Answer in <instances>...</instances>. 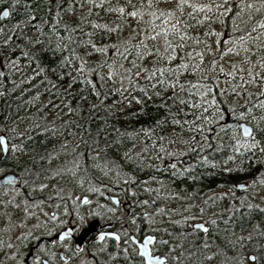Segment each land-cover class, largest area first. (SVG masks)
<instances>
[{
	"label": "trees",
	"instance_id": "obj_1",
	"mask_svg": "<svg viewBox=\"0 0 264 264\" xmlns=\"http://www.w3.org/2000/svg\"><path fill=\"white\" fill-rule=\"evenodd\" d=\"M194 2L213 11L194 20L187 16L191 9H184L189 26L181 27L191 39L169 33L177 48L169 62L161 59L172 51L165 52L162 35L143 44L134 40L137 29L145 30L143 38L159 30L148 23L147 0H104L102 8L91 11L85 0H0V12L9 10L8 18L0 19V135L8 145L5 156L0 149V176L20 178L17 189L7 188L3 195V188L0 194V264L12 249L28 264L25 254L41 235L24 212L46 196L31 192L55 176L60 178L55 201L66 199L72 188L81 190L74 179L99 184L108 177L132 189L158 179L190 203L216 199L218 210L206 233L182 231V264H210L211 257L218 264H245L250 256L264 264V202H248L253 184L264 183V28L257 27L264 24V0ZM218 3L225 4L227 14L214 7ZM175 4L154 0L153 7L175 10ZM133 6L142 17L127 16ZM115 7H125V14L106 11ZM203 16L208 18L197 24ZM93 23L117 30L92 28ZM153 23L163 28L169 22ZM65 25L75 31L66 32ZM145 46L160 55H144ZM228 48L252 76L236 72L242 67L213 70L212 60L220 61ZM81 61L84 74L76 71ZM181 62L188 67L179 69ZM140 68L144 71L137 76ZM161 68L173 71L162 75ZM151 72L155 76L148 79ZM251 83L262 91L250 89ZM241 122L253 129L249 139L240 136ZM252 141L259 147L251 148ZM239 183L247 185L243 192L235 189Z\"/></svg>",
	"mask_w": 264,
	"mask_h": 264
},
{
	"label": "rangeland",
	"instance_id": "obj_2",
	"mask_svg": "<svg viewBox=\"0 0 264 264\" xmlns=\"http://www.w3.org/2000/svg\"><path fill=\"white\" fill-rule=\"evenodd\" d=\"M144 31L137 29L134 40L141 41L143 39L141 34H144ZM222 66L228 71L239 67L242 69L236 70V72L249 71L243 65V59H240L229 48L226 55L222 56L221 60L213 66V70H219ZM249 88L258 92L262 91L257 83H251ZM204 98L207 100L206 94ZM59 179L57 176L51 177L43 183L41 188L33 190L31 195L46 196L43 197L44 200H40V204L36 201L34 205L28 204L27 211L24 212L27 221L31 219L30 223L35 225V231L40 233L41 238L50 237L77 224L85 228V225L91 221H97L99 226L114 224L124 233L128 231L138 234L142 232L154 233L159 239V246L156 247V250H160L159 252L170 258L172 264H182L185 261L182 253L184 252L182 249L184 233L182 231L185 229L192 231L191 227L197 222L207 225L208 219L212 218L218 210L214 204L216 199L190 203L191 200L187 195L176 192L168 184L158 179L136 185L134 189L131 188V185H123L125 181L121 182L118 187L113 177L100 178L99 184H92L85 179H74L73 186L79 187L81 190L75 191L72 188V192L66 199L55 201V185ZM3 193V195H7L9 191ZM251 193L253 198L248 202L263 203L264 183L253 184ZM113 197L118 198L119 204H121L120 208H116L111 201ZM83 198H86V202L81 203ZM34 219L35 222H33ZM36 247L25 254L24 258L28 259V264H38L40 253H44L46 250L43 247L40 252ZM60 249L66 250V248ZM116 257L114 251H106L100 244L92 240V242L86 243L81 252L78 255L75 254L68 264H123L117 261ZM211 258L214 262L210 264L219 263L216 257ZM2 263L25 264L23 257L17 255L13 249L2 258ZM245 264L256 263L250 261Z\"/></svg>",
	"mask_w": 264,
	"mask_h": 264
},
{
	"label": "snow or ice",
	"instance_id": "obj_3",
	"mask_svg": "<svg viewBox=\"0 0 264 264\" xmlns=\"http://www.w3.org/2000/svg\"><path fill=\"white\" fill-rule=\"evenodd\" d=\"M159 2H160V0H155V3H159ZM85 3H87L88 5H91V7L88 9V11H91L93 8H102L104 0H101L100 3H96L95 0H85ZM153 4H154V0H147L148 9H152L151 11L148 12V15L152 18L150 21H148V23L152 25L153 29H159V30L155 31V33L153 35H150L148 37H144L141 40L140 43L143 44L144 39L156 41L162 35L163 36V44L165 46V49H164L165 52L168 53V49H170V48L172 49V51L170 53H168L166 56L161 57V59H166L167 61L170 62V61H173L174 59H176L177 48L173 47V45L170 43V41L168 39L169 33H171L172 36H174V37L178 36L181 41L191 39V37L187 34V32L182 30V27H181V26H183V28L186 29L189 26L182 19L183 14H184V9L185 8L191 9V11H189L187 13V16L189 18L195 20L197 14H200V13H211L213 11V6H210L209 4H206V3H196V2H194V0H176L175 10H172V9L161 10V9H158V8H154ZM83 6L84 5L81 4V7H83ZM214 7L217 8V9H224V14H227L228 10L226 9L225 4L218 3V4H215ZM247 7L248 8H252V5L248 4ZM68 10L71 11V5H69ZM106 11L117 12V13H119L121 15H124L125 14V7L108 8V9H106ZM176 11H179L181 13V15L177 16L176 15ZM143 14L144 13L140 9H136L135 6H133V10L132 11L127 12V16H130V17H132L134 19H138V18L142 17ZM3 15L4 16H8L9 13L7 11H5L3 13ZM207 18H208L207 16H203V17H201L200 20H196V23L200 24V23H202L203 20H206ZM81 19H84V18L81 17ZM155 20H161V23H164V22H169V23L166 24L165 27L161 28L160 25L153 23V21H155ZM172 20H175V23H170ZM91 26H92V28L104 29L105 31H108V32H112V31H116L117 30L115 28H108L106 25H103V24L93 23ZM257 27L264 28V24H259V25H257ZM65 30H66V32L75 31V29H70L68 25H65ZM141 35L143 36V33ZM208 35H209V33H205V36H208ZM10 38L11 37H9V39ZM69 39H71V37H69ZM87 43H90L91 47L95 51H98V52H103L104 51V48L97 47V45L94 42L87 41ZM196 43L200 44V43H204V42L200 41V40H197ZM178 47L180 49H183L185 47V45L183 43H181ZM205 47L208 48L207 45H205ZM136 51H137L138 57L140 59H143L144 56L140 55V53H141L140 45L136 46ZM143 52H144V55H157V56L160 55L159 49H157V51L155 53H149L147 51V46L144 47ZM117 54L123 56L122 53H119V50H117ZM208 54H211V49L210 48H208ZM196 56H198L201 59H203V53H201L199 51L196 52ZM188 58L189 59L192 58V53H190V52L188 53ZM67 59L68 58L65 57V60H67ZM180 59H181V61L184 60L183 57H181ZM215 63H216V61H215V59H213L212 60V65L214 66ZM262 63H264V62H262ZM187 67H188V65L186 63H184V62H181L178 65L179 69H186ZM197 67H199V66H197ZM76 71L78 73L84 74V72H85V63H84V61L80 62V67H78L76 69ZM143 71H144V69L140 68L137 71L136 75L139 76L141 74V72H143ZM159 71L161 72L162 75H163L164 72H167L169 75H171L173 69H171V68H161V69H159ZM221 71H223V70L221 69ZM229 75H231V73H229ZM252 75H253V73L251 71H249V76H252ZM154 76H155V72H151V73H149V76L147 78L151 79ZM112 77H113V71H112L111 66H110L107 78L109 80H111ZM101 78L103 79V77H101ZM88 82L90 83V81H88ZM248 82L250 83L251 81H248ZM158 83L159 84H164V80L160 79L158 81ZM152 87H156V85H152ZM262 90H264V88H262ZM137 103H139L138 100H137ZM244 132H245V134H247V129H244ZM5 144H6L5 138L0 137V146H4ZM250 147L251 148H256V147H259V145L255 141H252ZM261 150L264 151V148H262ZM12 183H13V179H12L11 176L5 178V191H7V185H10ZM53 219H55V217H53ZM117 239H118V237H117ZM146 239L149 240L150 242L152 240L151 237H147ZM127 243H128V241L125 240V244H127ZM147 255H148V253L145 250L144 253H143V256L141 257V264H146V261H144L143 257L147 256ZM249 259L252 260V261H255L256 258L255 257H249ZM161 264H163V262H161Z\"/></svg>",
	"mask_w": 264,
	"mask_h": 264
},
{
	"label": "flooded vegetation",
	"instance_id": "obj_4",
	"mask_svg": "<svg viewBox=\"0 0 264 264\" xmlns=\"http://www.w3.org/2000/svg\"><path fill=\"white\" fill-rule=\"evenodd\" d=\"M3 188L0 189V194L2 192ZM111 201L115 204L116 208H120L121 204L118 201L115 203L112 198ZM82 203V202H81ZM92 222V221H91ZM90 224V223H89ZM85 225L86 227L89 225ZM78 229L75 231V236L78 237L80 233L86 228L80 225H76ZM100 231L93 233L89 235V237L86 239L84 244L81 246L79 250H76L74 247V240H69L63 243H59L55 240L49 241L48 239L52 238L54 235L47 237V238H40L39 242L37 243V247L39 248V251L41 252L43 247L46 248L44 253H40L38 264H43L44 262H47L48 264H68L73 256L76 254L78 255L81 250L84 248L86 243L95 241L96 243L100 244L101 247H103L106 251H114V255H116V260L123 264H138V261L140 260L138 256V249L136 246V243L133 241L132 236L138 241L141 242L143 238L147 235H152L156 237V240L154 244L151 246V253L153 256H162L166 259V261L170 264H172L171 259L163 255V253L156 250V247L159 246V239L158 237L151 232H142L140 234L133 233L131 231H128L127 233H124L123 230H121L119 227H116L114 224H108V225H101ZM66 229V228H65ZM114 234L118 237H104L102 242L96 241V236L98 234ZM125 240L128 241L127 244H125ZM60 248H66V250H62Z\"/></svg>",
	"mask_w": 264,
	"mask_h": 264
},
{
	"label": "water",
	"instance_id": "obj_5",
	"mask_svg": "<svg viewBox=\"0 0 264 264\" xmlns=\"http://www.w3.org/2000/svg\"><path fill=\"white\" fill-rule=\"evenodd\" d=\"M7 11L9 13L8 9H3L0 12V19L2 21L6 20L8 18V16H4L3 13ZM244 129H247V134H245ZM239 130H240V135L242 138L244 139H249L250 137H252L253 135V129L252 127L245 122H241L239 124ZM0 137L5 138L6 137L4 134H1ZM7 141L6 144L4 146H0L2 155L5 156L7 153ZM11 176L13 179V183L10 185H7V188H18L20 186V178L13 174V173H6L2 176H0V189L5 187V178ZM235 189L238 192H243L246 189V184L244 183H239L235 186ZM112 200L117 203L118 202V198L113 197ZM86 201V198L82 199V203H84ZM199 226V227H198ZM78 229L77 226H71V227H67L66 229L60 231L59 233H57L56 235H54L52 238L48 239L50 242L53 240H56L58 242H64L67 240H74V246L76 250H79L81 248V246L84 244V242L86 241V239L89 237V235L99 232L100 231V226L98 225L97 221H93L91 222L81 233L78 237L75 236V231ZM193 230H198L202 233H206L208 230V227L206 224L199 222V223H195L192 226ZM206 229V230H205ZM116 237V235L114 234H98L96 236V241L97 242H102V240L104 239V237ZM102 237V238H101ZM147 237H151L152 240L151 242L149 240H147ZM133 241L136 243L137 249H138V256L142 257L144 251L146 250L148 255L144 256L143 259L144 261H146V264H161V262H163V264H170L166 261V259L162 256H153L151 253V246L154 244L156 237L152 236V235H147L143 238V240L141 242H138L133 236H132ZM253 257V256H250ZM250 260V259H249ZM252 261V260H250ZM43 264H48L47 262H44Z\"/></svg>",
	"mask_w": 264,
	"mask_h": 264
}]
</instances>
